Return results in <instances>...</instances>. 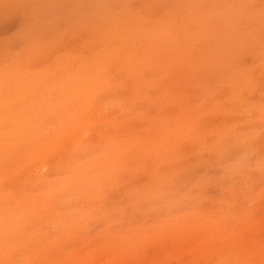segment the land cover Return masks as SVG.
I'll return each instance as SVG.
<instances>
[{
	"label": "rangeland",
	"instance_id": "rangeland-1",
	"mask_svg": "<svg viewBox=\"0 0 264 264\" xmlns=\"http://www.w3.org/2000/svg\"><path fill=\"white\" fill-rule=\"evenodd\" d=\"M0 264H264V0H0Z\"/></svg>",
	"mask_w": 264,
	"mask_h": 264
}]
</instances>
